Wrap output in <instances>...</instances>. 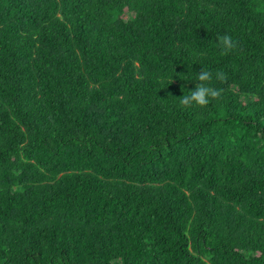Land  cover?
<instances>
[{
    "label": "trees",
    "instance_id": "16d2710c",
    "mask_svg": "<svg viewBox=\"0 0 264 264\" xmlns=\"http://www.w3.org/2000/svg\"><path fill=\"white\" fill-rule=\"evenodd\" d=\"M0 264H264V0H0Z\"/></svg>",
    "mask_w": 264,
    "mask_h": 264
},
{
    "label": "clouds",
    "instance_id": "9594fccd",
    "mask_svg": "<svg viewBox=\"0 0 264 264\" xmlns=\"http://www.w3.org/2000/svg\"><path fill=\"white\" fill-rule=\"evenodd\" d=\"M218 41L223 54H228L238 46V42L230 35H220L218 36ZM197 79L200 83H197L189 94L180 96V105L183 108H191L193 106L205 107L211 101L220 99L223 95L224 89L211 86L213 73L208 69L202 67L198 72ZM215 79L226 82L227 76L222 71H218L215 73Z\"/></svg>",
    "mask_w": 264,
    "mask_h": 264
}]
</instances>
